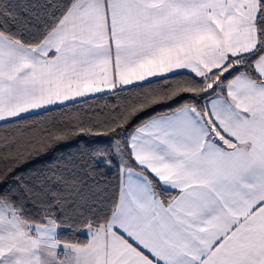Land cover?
<instances>
[{"label": "snow or ice", "instance_id": "obj_1", "mask_svg": "<svg viewBox=\"0 0 264 264\" xmlns=\"http://www.w3.org/2000/svg\"><path fill=\"white\" fill-rule=\"evenodd\" d=\"M97 95L118 102L74 108ZM13 126L3 176L38 146L107 143L0 193V264H264V0H0Z\"/></svg>", "mask_w": 264, "mask_h": 264}, {"label": "trees", "instance_id": "obj_2", "mask_svg": "<svg viewBox=\"0 0 264 264\" xmlns=\"http://www.w3.org/2000/svg\"><path fill=\"white\" fill-rule=\"evenodd\" d=\"M126 94H121L120 102H123ZM189 97H184L188 99ZM117 98L112 95H97L95 99L83 101L74 106L76 110H87L89 108H98L103 105L116 104ZM179 101H172L167 105H158L155 109H149L147 112L142 113L138 120L145 119L146 117L153 114L154 111H160L166 107L175 106ZM60 109H56L53 112L42 113L39 115H33L29 118V122H42L51 119H59ZM14 126L9 129L0 127V137L5 135H11L14 132ZM98 143H107V139L103 137H92V136H80L74 135L65 142L61 143H49L47 145L38 146L39 152H32L22 158L20 162L10 161L8 166L13 170L8 173L7 176H3V170L5 168L4 162L0 161V193L7 191L9 188L18 189L19 185L15 182L16 176H27L29 173H36L39 170H47V168L54 166L62 162L64 159L80 155L82 151H86L88 147ZM113 165L117 163L113 159ZM18 163V166H17ZM107 171V170H104ZM116 169L113 168L112 175H115ZM111 178V177H109ZM168 195H175V192L167 193ZM78 239H86V236L82 233H76Z\"/></svg>", "mask_w": 264, "mask_h": 264}]
</instances>
